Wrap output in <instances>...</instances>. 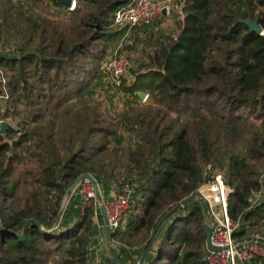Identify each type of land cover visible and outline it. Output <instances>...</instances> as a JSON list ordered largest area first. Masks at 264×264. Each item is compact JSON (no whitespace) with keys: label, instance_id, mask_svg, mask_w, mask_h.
<instances>
[{"label":"trees","instance_id":"16d2710c","mask_svg":"<svg viewBox=\"0 0 264 264\" xmlns=\"http://www.w3.org/2000/svg\"><path fill=\"white\" fill-rule=\"evenodd\" d=\"M44 1L30 0L22 15L0 0V38L16 46L0 54V120L8 123L0 133V264H115L110 250L99 261L89 253L106 238L98 203L82 201L78 186L65 206L84 173L105 203L116 188L131 191L125 224L112 233L122 264H138L169 213L143 264H205L199 201L174 208L213 172L230 188L234 240H264V0H186L173 31L157 39L139 27L153 45L116 87L134 103L115 116L96 95L106 85L103 64L126 35L112 17L131 0H77L71 12ZM27 220L43 231L30 225L19 241L12 234Z\"/></svg>","mask_w":264,"mask_h":264},{"label":"built area","instance_id":"2783aa9c","mask_svg":"<svg viewBox=\"0 0 264 264\" xmlns=\"http://www.w3.org/2000/svg\"><path fill=\"white\" fill-rule=\"evenodd\" d=\"M186 0H131L127 6L118 8L112 17V26L124 29L126 34L135 28L152 25L162 15L171 12H180ZM77 0H71L67 11H74ZM178 12V13H179ZM262 34V32H260ZM122 43V42H121ZM118 45L111 56L103 64L105 82L115 87L119 86L121 79L132 68V62L120 55L122 44ZM5 91V88L3 89ZM6 94V93H5ZM148 95L140 99L146 102ZM4 122L0 120V123ZM204 188H199L198 193L206 202L208 210V221L205 222L211 229V246L218 251L206 249L204 256L205 264H248L254 256L264 257V247L257 242H236L233 238L238 229V222L230 220L227 213V198L230 188L226 185L221 173L210 174ZM85 195L84 201L96 200L91 184L88 181L80 183ZM131 191L124 187L113 196L112 201L105 203L106 216L111 233H114L125 224L126 216L130 206ZM260 198V193L253 192L250 202L254 204ZM99 228H104V225ZM105 232V230H104ZM254 238H258L255 236ZM244 243V244H243ZM110 246H114L113 243Z\"/></svg>","mask_w":264,"mask_h":264},{"label":"rangeland","instance_id":"374dc122","mask_svg":"<svg viewBox=\"0 0 264 264\" xmlns=\"http://www.w3.org/2000/svg\"><path fill=\"white\" fill-rule=\"evenodd\" d=\"M29 1L30 0H10V3L13 5L15 10H17L19 13L23 15L27 12L28 8H30ZM35 2H38L36 4L38 6H40V3H46L44 0H35ZM178 12L169 13L168 15H174V16L168 19V21H165L162 19L161 21H158L157 23L153 24V26L151 27V30L154 31L155 33L154 37L158 39L159 37H162L166 33L174 30V24L178 17ZM15 20L16 18L13 16L10 22L12 23ZM144 27L145 29H148V26H144ZM140 28H143V27H140ZM147 32L149 31L142 32L138 28L133 29V30H130V32L126 34L124 39L122 40V43H121L122 49H120L119 52H120V55H122L123 57L127 58L129 61L132 62V68L130 70L135 69L137 62L143 57L145 53L149 51V48L151 47V45H153L152 41L154 40L151 39L150 41H148L149 38H147V34H146ZM15 47H16L15 42L13 40L8 41L5 38H0V54L11 56V54H13L14 52L13 50H15ZM110 56H111V53H109V55L107 56V59ZM129 71L125 74L124 76L125 78H122L121 80H124L126 82L130 81L131 71L130 72ZM105 87L107 88L111 86L106 83V85H104L102 89L97 91L96 98H98V100L102 103V106L106 109V111L111 113L113 116L120 114L122 109L124 110L126 106H130L132 105V103H134L131 100V97L123 94V92H121L119 89H116L115 86H112L110 89H106ZM147 102L148 100L146 101V103ZM142 103L144 104L145 102H141V104ZM204 186L205 185H203L202 187L204 188ZM78 189H79L78 192L82 195V196L80 195L82 198V201H84L85 195L83 193V189H81L80 187H78ZM116 189L115 191L113 190L111 191L112 199H113V196H115V194L117 193ZM165 219L166 218H164V220ZM255 236L256 235L252 237H255ZM257 239H260V238H257ZM91 243L92 244L89 245L90 247L89 253L90 255H92L91 260L93 258V255L95 254L96 261H99L100 255L101 257L106 255L107 250H109L110 247H115V246H110V244L107 242L103 233H101L100 245L97 244L96 246L94 242H91Z\"/></svg>","mask_w":264,"mask_h":264},{"label":"water","instance_id":"95a60500","mask_svg":"<svg viewBox=\"0 0 264 264\" xmlns=\"http://www.w3.org/2000/svg\"><path fill=\"white\" fill-rule=\"evenodd\" d=\"M55 1L63 8H68L70 3H71V0H55ZM242 22L249 27L250 31H253V32H256V33H260L261 30L258 27L256 21L242 20ZM138 95H139V98L142 99L145 96V93H139ZM7 126H8L7 122L0 123V133H4L6 131ZM13 128L16 130V126L15 125H13ZM83 181H88L91 184L93 192H94V196H95L96 200L100 203L99 211H100V214L102 216L104 230H105V235H106V238L108 240V243L111 245L113 243L112 242V233H111V230H110V227H109V224H108L105 207L103 205L102 195H101V192H100V189H99L97 181L93 178V176L91 174H89V173L81 174L73 181V183L69 186V188L66 191V203H65V206H66L68 200L70 199V197L74 194V192L77 189V187ZM194 200H198L199 201V203L201 205V208L203 210V213H204V215L206 217V222H207L208 221V214H207L208 207H207L206 202L201 198V195L198 192L196 194L191 195L189 198L181 201L179 204L176 205L174 210L182 208V207L186 206L187 204H189L190 202H192ZM65 206L60 211L59 217H58V219H57V221L55 223V228L58 225V223L60 222V219H61V216L63 214ZM174 210H172V211H174ZM169 214H167L166 217ZM162 222L158 225V227L153 232L151 240L149 241L148 247L143 252L138 264H143L144 263V260H145L147 254H148V252H149V250H150V248H151V246H152V244H153V242L155 240L156 234H157ZM30 225H35L40 230H42L40 225L35 220H27L25 222L24 226H23V230H22L21 235H15V234H12V235L14 237H16L19 241H23L25 239L27 229L29 228ZM52 231H50V232H52ZM0 233L1 234H5L6 233V232H4L2 230L1 226H0ZM205 234H206V239H205V247H206V249L209 250V251H218V249L212 248V246H211V229H210V227L207 224H205ZM246 241L264 242V240L257 239V238H254V237L247 238ZM240 242H242V241H240ZM109 250H110L111 257H112L114 263L115 264H122V262H121V260H120V258L118 256V252H117L116 248L115 247H110Z\"/></svg>","mask_w":264,"mask_h":264},{"label":"crops","instance_id":"0c3cea01","mask_svg":"<svg viewBox=\"0 0 264 264\" xmlns=\"http://www.w3.org/2000/svg\"><path fill=\"white\" fill-rule=\"evenodd\" d=\"M173 14H175V13H173ZM173 16H174V15L164 14V15H162L158 20H156L153 24L157 23L158 21H161L162 19L165 20V21H168V19H170V18L173 17ZM176 21H177V19H176ZM176 21H175V22H176ZM153 24L150 25V26H148V27H152ZM111 200H112V196H111V198H108V199L106 200V203H107L108 201H111ZM243 244H244V243H243Z\"/></svg>","mask_w":264,"mask_h":264}]
</instances>
